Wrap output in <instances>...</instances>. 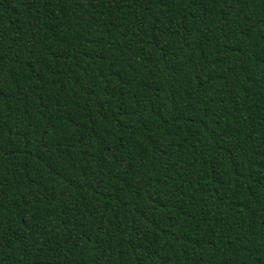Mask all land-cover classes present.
I'll list each match as a JSON object with an SVG mask.
<instances>
[{"label": "trees", "instance_id": "obj_1", "mask_svg": "<svg viewBox=\"0 0 264 264\" xmlns=\"http://www.w3.org/2000/svg\"><path fill=\"white\" fill-rule=\"evenodd\" d=\"M0 264H264V0H0Z\"/></svg>", "mask_w": 264, "mask_h": 264}]
</instances>
